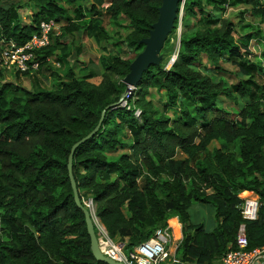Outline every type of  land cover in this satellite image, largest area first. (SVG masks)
<instances>
[{
  "label": "trees",
  "instance_id": "trees-1",
  "mask_svg": "<svg viewBox=\"0 0 264 264\" xmlns=\"http://www.w3.org/2000/svg\"><path fill=\"white\" fill-rule=\"evenodd\" d=\"M66 2L74 7L73 15L60 0H0V48L11 40L25 43L49 19L68 20V34L85 33L101 46L109 38L102 16H124L132 27L124 41L135 56L101 46L103 72L77 60L82 75L71 66L62 76L51 58L63 63L74 53L58 34L37 52V72L57 78V88L0 82V224L5 235H0V264H106L92 253L85 214L69 177V156L128 88L123 79L144 48L141 40L157 21L162 0ZM241 3L264 23V0H185L178 51L171 34L179 17L161 63L144 71L134 95L126 97L127 105L108 108L97 133L75 151L81 200L93 199L109 235L123 240L128 251L168 226L172 217L183 225L176 254L185 262L222 259L236 248L244 222L249 247H264V30L242 34L222 15ZM24 8L29 22L21 16ZM252 41L263 47L256 61ZM77 53L82 54L81 47ZM225 62L237 66L238 81L223 78ZM99 76V83L91 81ZM152 89L161 106L151 97ZM223 97L235 106H226ZM213 141L221 145L211 148ZM245 190L259 195L256 220H245L239 210V194ZM194 203L215 209L213 230L191 220Z\"/></svg>",
  "mask_w": 264,
  "mask_h": 264
},
{
  "label": "built area",
  "instance_id": "built-area-1",
  "mask_svg": "<svg viewBox=\"0 0 264 264\" xmlns=\"http://www.w3.org/2000/svg\"><path fill=\"white\" fill-rule=\"evenodd\" d=\"M185 0L181 4L183 10ZM60 23L55 19L42 20L39 29L28 41L23 44L11 40L0 48V72L4 74L37 72L41 67V60L37 52L52 42V36L59 34ZM177 58V52L169 61L171 65ZM136 88V87H135ZM131 94L128 93L127 97ZM127 105V101L123 103ZM137 110V116L140 115ZM238 205L242 217L245 220H256L259 216L261 205L258 195H243ZM84 204L92 212L99 238L101 252L113 260L125 264H178L182 260L177 256L176 250L181 242L173 233L172 226L159 227L148 239L142 241L132 250L125 248L126 243L121 239L112 238L104 224L96 214L95 204L92 198H84ZM264 256V247H249L246 223H242L238 229L236 248H230L222 257V264H254L256 260Z\"/></svg>",
  "mask_w": 264,
  "mask_h": 264
},
{
  "label": "rangeland",
  "instance_id": "rangeland-1",
  "mask_svg": "<svg viewBox=\"0 0 264 264\" xmlns=\"http://www.w3.org/2000/svg\"><path fill=\"white\" fill-rule=\"evenodd\" d=\"M60 1L62 5L66 8V12L69 15H73L74 7L68 4L66 0H60ZM20 12L23 20H27V21L30 20L28 8H24ZM222 15L229 18L235 24H237L238 29L242 34H245L246 32H250V31H255L258 27H261L264 30V23H262L259 18L251 15L250 6L245 3L228 7L222 13ZM183 16H184V11L182 10L179 15L178 27L176 31L171 34V42L176 44L177 51L180 46L181 32L185 30ZM241 20H243L242 24L240 23ZM59 23H60L59 34L64 35V39L69 44L72 54L74 53L68 60L64 61L63 63L58 62L55 57L51 58V62L61 72L62 76H64V74L68 72L71 66H73L78 76L82 75L80 72L81 63L80 61L78 62L77 60L86 62V64L90 65L91 68H95L96 70H98L99 73L103 72V68L100 64V55L103 53L101 46H107V48L110 51L119 52L124 57L127 58H133L135 56V53L129 49L126 42L124 41L126 36L132 30L129 20L124 16H120L118 20L110 19L106 15L102 16V26L107 30L109 34V38L102 39L101 46L97 44V42L93 37L87 36L85 33L76 32L74 34L71 33L68 34V32L64 30V27L68 24V20L63 19ZM116 42L117 44L115 45ZM79 47L82 48V54L80 55L77 53V48ZM250 49L252 50V52H254L252 59L255 61L259 60V56L262 53L263 47L256 41H252L250 45ZM172 56L173 54L170 56V59L172 58ZM223 65L227 69L226 72L222 73L223 78L228 83H234L238 81L239 70L237 66L228 62L223 63ZM101 79L102 78L99 76V77L91 78V81L95 83H99ZM9 80L16 81L17 83H19L20 85L26 88L36 89V90L40 88L54 89L60 85V81L57 78L52 77L49 72H47L46 74L41 72H33L30 75H20V76H17L14 73L0 75L1 83ZM135 87L136 86H131L130 89L131 94L129 95H134ZM151 97L153 98L154 102L157 105L161 106V102L159 101V95L156 93L155 89H152ZM223 99L225 100L226 106H228L229 108L235 106V104L231 100H228L225 97H223ZM169 114L173 115L172 112H169ZM126 138L129 139L130 136L127 135ZM220 145H221L220 142L213 141L211 144V148ZM122 151L123 150H119L118 152L111 154V156L116 157L119 154H121ZM143 181L144 180L141 179L140 183L143 184ZM245 194L247 193H243L241 194V196ZM241 196L239 197L241 198ZM95 210H96V204H95ZM190 213H191V220L193 222L204 223L205 227L208 230H213L217 226L218 222H217V217L215 215V209L209 204L194 203L190 208ZM0 235L5 237L1 224H0Z\"/></svg>",
  "mask_w": 264,
  "mask_h": 264
},
{
  "label": "water",
  "instance_id": "water-1",
  "mask_svg": "<svg viewBox=\"0 0 264 264\" xmlns=\"http://www.w3.org/2000/svg\"><path fill=\"white\" fill-rule=\"evenodd\" d=\"M183 0H162V4L159 7V16L156 22L152 24L149 36L143 38L141 43H143L144 48L137 56L133 59L130 64V72L124 77L123 81L128 85V88L123 93L121 99L108 106L102 113V118L96 128L91 131L88 135L77 141L72 149L68 161L69 177L72 183L75 201L79 208H81L85 214V219L87 223L88 233L91 238V250L94 257L106 264H125L111 259L110 257L104 255L99 247V238L96 232V225L92 212L80 198L78 185L74 177V154L78 146L85 143L88 139L93 137L97 131L100 129L106 110L111 107H115L118 104H123L126 101V97L131 89V86H137L141 80L143 73L151 65H159L163 59L162 50L164 48L165 42L169 35L172 33L175 27V21L179 17V12L181 10V4Z\"/></svg>",
  "mask_w": 264,
  "mask_h": 264
},
{
  "label": "crops",
  "instance_id": "crops-1",
  "mask_svg": "<svg viewBox=\"0 0 264 264\" xmlns=\"http://www.w3.org/2000/svg\"><path fill=\"white\" fill-rule=\"evenodd\" d=\"M24 21L25 22H29L30 20L29 21L24 20ZM243 193H247L245 195H258L254 191L245 190V191H242L239 194V196H241V194H243ZM169 224L172 226L174 236L176 238H180V240H181L183 238V225L180 222L179 218L178 217H172L171 219H169ZM178 264H199V263L182 261V263H178ZM214 264H222V259H219L218 261H215ZM254 264H264V256H262L258 260H256V262Z\"/></svg>",
  "mask_w": 264,
  "mask_h": 264
}]
</instances>
